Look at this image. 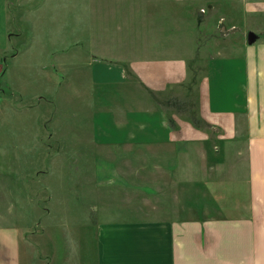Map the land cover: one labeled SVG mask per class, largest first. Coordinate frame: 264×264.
<instances>
[{"label": "crops", "instance_id": "crops-1", "mask_svg": "<svg viewBox=\"0 0 264 264\" xmlns=\"http://www.w3.org/2000/svg\"><path fill=\"white\" fill-rule=\"evenodd\" d=\"M243 2L250 17L264 20V0ZM7 5H1L5 15ZM3 33L8 41L23 34ZM77 42L46 50L64 59ZM256 46L247 55L244 88L237 84L233 95L228 85L204 86V130L182 120L178 110L170 119L164 106L151 109L147 95L134 102L138 112L124 110L123 120L115 109L95 113L91 140L108 152L94 155V184L78 191L83 198L74 218L53 223L50 211L32 224L0 221V264H264V42ZM132 65L146 90L165 92L187 79L181 59ZM80 66L76 62L75 70ZM45 68L54 93L66 92L65 81H82L73 68L59 76L56 62ZM92 69L93 104L112 107L101 88L126 83L124 65L98 63ZM239 98L251 100L247 109L239 110ZM37 225L42 234L32 230Z\"/></svg>", "mask_w": 264, "mask_h": 264}, {"label": "rangeland", "instance_id": "rangeland-1", "mask_svg": "<svg viewBox=\"0 0 264 264\" xmlns=\"http://www.w3.org/2000/svg\"><path fill=\"white\" fill-rule=\"evenodd\" d=\"M4 1L0 0V221L5 225L32 224L50 211L47 220L53 223L74 218V206L83 198L78 191L94 184V155L108 152L91 140L95 113L115 109L123 120L124 110L138 112L134 102L147 95L151 109L157 103L164 106L170 119L178 110L182 120L204 130V86L218 90L228 85L233 95L237 84L244 88L249 81L247 55L264 42V20L250 17L244 0H8L6 15L1 9ZM38 5L42 7L32 10ZM3 31L23 34L8 41ZM251 32L255 38L250 43ZM76 39L80 46H68L64 59L46 50L72 45ZM29 43L31 48L13 58ZM174 58L186 62L187 79L161 93L146 90L132 65L141 59ZM49 62H56L59 76L65 68L70 75L73 68L82 81H65L66 92L54 93L44 77L51 76L45 68ZM76 62L82 63L81 71L75 70ZM98 63L124 65L130 77L126 83L112 84V89L101 88L103 95L109 93L112 107L92 102L94 86L89 81ZM39 92L45 96L35 98ZM228 99L233 101L230 95ZM249 101L239 98V110L247 109ZM101 183L106 186L107 180ZM148 199L154 202L155 197ZM32 230L43 233L40 225Z\"/></svg>", "mask_w": 264, "mask_h": 264}, {"label": "water", "instance_id": "water-1", "mask_svg": "<svg viewBox=\"0 0 264 264\" xmlns=\"http://www.w3.org/2000/svg\"><path fill=\"white\" fill-rule=\"evenodd\" d=\"M249 42L251 43V42H253V40H254V38H255V35L251 32V33H249Z\"/></svg>", "mask_w": 264, "mask_h": 264}, {"label": "built area", "instance_id": "built-area-1", "mask_svg": "<svg viewBox=\"0 0 264 264\" xmlns=\"http://www.w3.org/2000/svg\"><path fill=\"white\" fill-rule=\"evenodd\" d=\"M0 92H1V87H0Z\"/></svg>", "mask_w": 264, "mask_h": 264}]
</instances>
